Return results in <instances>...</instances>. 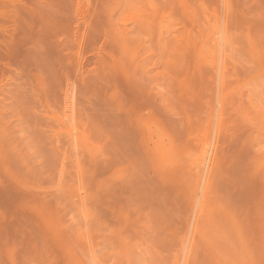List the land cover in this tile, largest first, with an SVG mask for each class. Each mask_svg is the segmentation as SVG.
<instances>
[{
  "label": "rangeland",
  "instance_id": "1",
  "mask_svg": "<svg viewBox=\"0 0 264 264\" xmlns=\"http://www.w3.org/2000/svg\"><path fill=\"white\" fill-rule=\"evenodd\" d=\"M0 264H264V0H0Z\"/></svg>",
  "mask_w": 264,
  "mask_h": 264
},
{
  "label": "bare ground",
  "instance_id": "2",
  "mask_svg": "<svg viewBox=\"0 0 264 264\" xmlns=\"http://www.w3.org/2000/svg\"><path fill=\"white\" fill-rule=\"evenodd\" d=\"M219 24V23H218ZM215 34L218 36L217 38H216V35L214 36L215 38H214V49H213V54H212V56L215 54L216 56H218L219 54H221V60H220V62L219 63H222L223 62V56H224V49L222 48V47H220V43L221 42H223L224 40H225V33H224V30H223V33H222V31L220 30V26H218L217 25V27L215 28ZM220 34H221V36H220ZM223 44V43H222ZM221 44V45H222ZM223 46V45H222ZM212 50V49H211ZM208 52V51H207ZM211 53H212V51H211ZM204 58V57H203ZM207 58V57H206ZM212 58H214V57H212ZM219 59H220V57H219ZM204 60V59H203ZM207 60V59H206ZM214 60V59H213ZM212 60V61H213ZM211 61V62H212ZM216 61H218V60H216ZM215 62V61H214ZM215 65L217 64V62L216 63H214ZM218 66V65H217ZM214 68H216V67H214ZM220 78V77H219ZM218 81V80H217ZM64 114V117H68V115H66V113H63ZM69 118V117H68ZM67 118V119H68ZM152 138V137H151ZM158 140H159V137L157 138ZM154 142V141H153ZM157 144L158 143H160V141L158 142H156ZM157 144H155V146L157 145ZM212 144V143H211ZM169 145V144H168ZM158 146V145H157ZM153 147H154V145H153ZM211 147V146H210ZM210 147H207V148H204V149H202L201 150V152L197 155V157H196V160L197 161H195L194 162V165H195V163H196V166L199 168V171H200V175H198L199 176V178H200V183L199 184H201V182L203 181V179H204V182H206V180H207V178H208V175H209V173H210V171H211V169H212V165H213V163H214V160H215V156H216V154H215V147H212V149L210 148ZM160 148V147H159ZM155 149H156V147H155ZM158 150V149H157ZM160 151V150H159ZM157 152V151H156ZM161 155H163V154H161ZM203 184V183H202ZM205 184V183H204ZM204 188V187H203ZM198 194V193H197ZM199 202V201H198ZM188 249V248H187Z\"/></svg>",
  "mask_w": 264,
  "mask_h": 264
}]
</instances>
